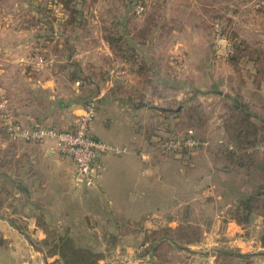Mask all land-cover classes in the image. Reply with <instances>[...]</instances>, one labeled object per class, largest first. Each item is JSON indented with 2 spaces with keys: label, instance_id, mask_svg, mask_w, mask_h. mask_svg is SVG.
Masks as SVG:
<instances>
[{
  "label": "crops",
  "instance_id": "obj_1",
  "mask_svg": "<svg viewBox=\"0 0 264 264\" xmlns=\"http://www.w3.org/2000/svg\"><path fill=\"white\" fill-rule=\"evenodd\" d=\"M44 2L0 0V106L26 128L65 129L71 127L86 104L92 103L95 115L90 124L91 137L128 149L120 156H105L100 160L102 173L96 186L87 192L95 200V210L119 219L114 223L116 226L130 224L139 228L131 234L116 232L112 239L118 245L112 250L100 251L103 258L98 264H218L217 254L233 252L232 249L251 256L250 264L260 262L264 253L257 252L264 251V235L258 239L250 233H242L241 227L264 224V213L255 218L249 207L256 193H264V186L252 187L250 170L233 167L206 149L189 161L158 154L153 139L141 130L137 109H109L112 99L103 95L105 91L101 90L100 98L95 101L85 89H78L76 83L91 80L85 77V65H98L96 58L111 56L108 44L101 33L92 32L93 27L85 29L84 41L95 38L96 43L88 42L89 45L77 50L76 59L61 60L51 53L46 66L35 67L31 58L35 50L48 53V47L54 44L61 49L73 43L68 33L59 36L52 21L51 25L44 23L41 12ZM92 55L95 58L89 61ZM132 79L137 81L139 77L133 75ZM182 87L179 93L185 89ZM98 102L104 106L97 109ZM1 116L0 110V179L7 181L3 187L7 191L0 190V264H59L56 255L49 256L37 248L35 242L43 241V236L36 226L39 218L44 219L46 225L57 224L55 220L47 221L48 215L52 218L57 212L50 206L46 209L42 201L49 196L53 204L60 198L58 192L65 178L70 181L69 191H75L73 164L55 152L51 143L36 145L13 141L3 128ZM205 141L212 148L221 146L224 140ZM154 160L163 164L173 160L178 180L167 186V198L161 209L130 215L129 209L116 203H133L140 197L148 200L147 191L139 186L147 185L149 179L155 180L156 176L151 174ZM33 192L39 194L35 199H32ZM22 195L28 198L25 205L18 203ZM102 198L106 206L101 205ZM237 217L246 220L238 222ZM178 225L200 227V239L193 244L174 245L160 260L155 255V246L150 245L153 237L141 230L149 233L159 227ZM19 227H31L32 231ZM37 234L40 235L36 237ZM102 240H109V236Z\"/></svg>",
  "mask_w": 264,
  "mask_h": 264
},
{
  "label": "rangeland",
  "instance_id": "obj_2",
  "mask_svg": "<svg viewBox=\"0 0 264 264\" xmlns=\"http://www.w3.org/2000/svg\"><path fill=\"white\" fill-rule=\"evenodd\" d=\"M74 2L79 15L71 25L65 23L59 6L57 9L54 5V13L57 12L58 19L53 23L58 28L59 36L68 33L72 36L73 42L71 46L58 48L55 56L61 60L76 59L74 56L78 54L77 50H81L89 43L91 45L96 43L95 38L88 39L89 43L84 41L85 29L93 27L92 32L101 33L102 39L105 33L114 34L120 50L134 54L145 64L143 72L148 77L146 81L140 77L137 81L133 80L126 69L128 78L125 82L111 78L108 70L121 65L120 59L111 53V56L103 59L96 58V62L100 63L98 65H85V77L91 80L79 81L78 89H85L86 94L94 96L95 101L100 98L99 92L105 91L103 95L112 99L110 105L108 104L109 109H137L139 124L143 127L141 130L151 128V133L156 131L152 137L168 139L173 136L177 130L176 126L181 124L178 115L180 117L187 115L188 110L197 107L200 114L192 113L191 119L187 117V124H193L198 116H201L204 125L198 132L206 139L221 138L224 140L223 144L226 141L225 123H233L234 116L243 109L250 123L256 127V139L264 140V84L258 87L253 82V62L246 56L253 53L250 50H259L264 54V0H74ZM138 5L145 8L141 15L135 12ZM215 22L219 24V37L213 25ZM235 44L247 49L245 56L236 64L228 61L229 56L224 57L227 45L232 49ZM216 48L218 56L215 54ZM120 50L115 54H119ZM92 58L95 57L92 55L88 60L91 61ZM182 86H185V89L179 93ZM97 104V109L104 106V103ZM221 151L223 150L219 146V159L226 161ZM1 155L0 151V157ZM172 161L163 164L154 160L151 174L156 176L155 180L149 179L147 185L139 186L140 189L147 191L148 200L140 197L133 203L122 202L116 205L123 204L129 209L127 212L130 215L149 209H161L167 198L169 189L167 186L178 180L176 164ZM248 170L251 171L249 174L250 182L253 184L251 186L255 188L258 185L264 186V156L255 155ZM6 184L5 179H0V187ZM69 185L70 181H66L65 178L58 192L60 198L57 197L53 204H50L52 201L49 196L43 198L42 203L46 205V209L50 206L57 212L52 218L48 215L47 221L55 220L57 224L47 225L44 230H40L43 241L35 242L37 248L50 256L55 250L51 241L68 235L78 246L87 247L95 252L114 249L118 243L112 240L113 235L116 232L123 233L121 232L123 225L114 224L119 219L107 215L105 211L95 210L97 209L95 200L88 195V190L70 192ZM33 194L32 199L39 196L36 192ZM87 195L88 200L85 197ZM26 200L28 201V198L22 195L18 203L25 205ZM101 200V205L106 206V200L103 198ZM146 206L149 208H145ZM249 207L255 218L264 213V193L261 195L256 193ZM19 228L32 231L31 227ZM127 229L130 231L129 227ZM241 230L242 233H250L259 239L264 235V224L244 226ZM131 233L133 231L127 234ZM105 236H109V240L103 241L102 237ZM232 251L236 252L233 249ZM248 259L251 261V256ZM56 261L61 264L59 258ZM255 264H264V258L260 262L256 260Z\"/></svg>",
  "mask_w": 264,
  "mask_h": 264
},
{
  "label": "trees",
  "instance_id": "obj_3",
  "mask_svg": "<svg viewBox=\"0 0 264 264\" xmlns=\"http://www.w3.org/2000/svg\"><path fill=\"white\" fill-rule=\"evenodd\" d=\"M54 5H56L57 9L59 6V9L62 12V17H64L63 20L67 25L75 23L79 12L76 8V2H74V0H47L41 11L42 16L45 18L44 21H46L44 23H47L46 25H51V21L56 22L58 19H56L57 12L54 13ZM114 38L115 36L111 32L105 33L103 38L104 41H106V43L109 45L111 53L120 59L119 62L121 63V66L127 69L131 76L136 75L146 81L148 77L145 76L143 72L145 69V64L138 60L134 54L120 50V48L117 46V40ZM117 50H120L121 53L118 51L119 54H115ZM246 50V48H241L239 44H235L232 48L231 54L228 57V61L236 64L241 58L245 56ZM48 51V53L46 51L43 52L47 60L50 59L51 53L55 55L56 52H58L57 45L54 44L50 46V48L48 47ZM250 52L253 53H250L246 56L251 62H253V82H255L259 87L260 85L264 84V54L259 50H250ZM33 54L34 52H32L31 56H33ZM47 56L49 58H47ZM197 109L198 108L195 107L193 110H188L189 113L181 117L178 115V118L181 120V124L179 123L176 126V132H174L173 136L169 137L168 139H161L160 137L155 136L152 137L156 131L151 133V128H146L147 130L145 129V135L148 136V138L152 137L153 143L155 145L154 148L158 154L166 157L178 158L182 161L191 160L195 154L201 153L202 149H206L208 152L212 153V155L218 154L220 145H217L218 147L215 146L211 148L210 144L206 147L199 146L193 147L191 149H185L180 153H174L164 149V146L171 141H181L189 137L199 139L200 141L206 140L205 136L198 132V129L204 125V119L201 116H198L193 124H187V117L188 119H191L193 114H200ZM246 115L247 114L245 110L242 109L234 116L233 123H225L226 141L221 144V148L223 150L221 152L224 153L225 160L233 167L242 168L244 170L250 169L255 155L258 154L264 156V153L250 151L254 146H256L257 143L264 140L262 138L256 139V127L250 123L249 117ZM189 131H191L192 134H189ZM172 137L173 139H171ZM3 187H5V185L0 187L1 191L5 190ZM6 191L7 190H5V192ZM4 196L5 195L2 197ZM237 220L238 222H242L246 219L237 217ZM46 226L47 225L45 224L44 219L39 218L37 220L36 227L39 230H44V227ZM127 227H129V230L133 231V233L137 230V228H139L130 224H124L121 231L123 233L121 234H127L130 232L128 231ZM141 231L144 232V234H148L150 237H153V241L150 242V245L155 246V255L156 257L160 258V260L163 259L164 254L174 245L179 246L181 244H193L198 242L202 234L201 228L193 225H178L174 228L159 227L156 230L149 231V233L146 230ZM44 242H46V239ZM51 242L53 243V248L55 249L52 255H56L59 258L61 264H98V262L103 258V255L100 252H95L87 247L78 246L68 235L53 239ZM216 258L218 264H221V262L222 264H241L238 263V261L244 262L243 264H250L247 256L241 255L237 252L221 251L217 254ZM233 259L234 261H232Z\"/></svg>",
  "mask_w": 264,
  "mask_h": 264
},
{
  "label": "built area",
  "instance_id": "obj_4",
  "mask_svg": "<svg viewBox=\"0 0 264 264\" xmlns=\"http://www.w3.org/2000/svg\"><path fill=\"white\" fill-rule=\"evenodd\" d=\"M144 10V6L138 5L135 12L141 15V13H144ZM213 25L217 32V37H219V24L215 22ZM231 51L232 49L227 45L224 57L229 56ZM215 54H218V48L215 49ZM32 60L37 68H42L48 63L42 50H35ZM108 74L111 78L123 82L128 78V72L122 66L111 68L108 70ZM0 110L2 111L1 120L3 128L13 141L36 145L51 143L55 152L71 161L73 164L72 184L76 192L90 190L96 186L102 169L100 160L103 157L110 155L120 156L126 153L125 148L107 145L91 137L90 124L95 115L92 103L86 104L82 113L74 118L71 127L65 129L50 126L26 128L15 121L2 105L0 106ZM188 133L192 134L191 131ZM207 145V141H200L199 139L189 137L181 141H171L164 146V149L180 153L185 149L199 146L206 147ZM250 151L264 153V142L257 144Z\"/></svg>",
  "mask_w": 264,
  "mask_h": 264
}]
</instances>
